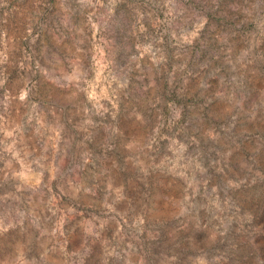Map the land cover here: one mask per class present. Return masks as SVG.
<instances>
[{
  "label": "rangeland",
  "instance_id": "obj_1",
  "mask_svg": "<svg viewBox=\"0 0 264 264\" xmlns=\"http://www.w3.org/2000/svg\"><path fill=\"white\" fill-rule=\"evenodd\" d=\"M0 264H264V0H0Z\"/></svg>",
  "mask_w": 264,
  "mask_h": 264
}]
</instances>
